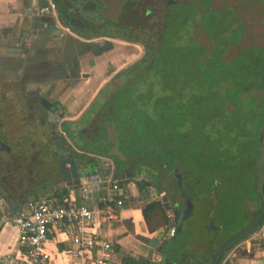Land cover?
Returning <instances> with one entry per match:
<instances>
[{
    "label": "rangeland",
    "instance_id": "374dc122",
    "mask_svg": "<svg viewBox=\"0 0 264 264\" xmlns=\"http://www.w3.org/2000/svg\"><path fill=\"white\" fill-rule=\"evenodd\" d=\"M56 1L59 4L58 16L64 18V21L75 32L95 35L113 34L119 32L118 30L124 31L118 23L122 5L124 2L128 3L129 0H69L71 8H77L79 12L83 13L80 19L67 15L70 10L64 9L63 0ZM150 2L149 6L152 8L153 15H157V20L152 21L151 15L148 14L147 20L140 24L143 31L139 29L137 32V41L113 42V49L103 55L102 59L104 60H100L95 68L90 69L91 75L99 76L95 92L99 88L100 93L87 107L80 119L62 124L57 122L53 128L59 137H68L74 153L81 149L84 153L90 154L87 156L90 165L99 162L108 172L115 168L118 174L128 170L132 175L128 177L134 184L135 181L150 182L151 189L157 195V200L162 191L173 181L170 175H162V183L159 185V173L164 174L166 170L173 168L171 165L190 172L191 174H188L187 177L190 184L203 190L211 188L213 190L215 206L210 214L209 222L217 228L215 240L219 242L238 231L245 224L248 212L257 207L256 192L252 187L257 163L258 137L256 134L252 137L251 145L248 138L243 139L249 142H246L237 160L227 155V162L233 164L225 166L226 162L222 160L220 151L216 150L217 147H224L222 142H219L218 146L216 142L210 143L212 147L209 152L201 151L205 141L201 131L195 128V121H181V123L183 122L182 126L179 125L169 132L159 122L150 124L143 121L136 124L134 128L133 125L129 126V122L124 118L121 121L118 120L119 128H114V130L108 128L109 120L102 116L103 112L101 111V120L97 119L96 112L100 110L104 101L102 96L105 89L111 87L107 82L112 73L131 64L142 55L141 43L146 39L145 36L153 39L154 34L150 27H153V22L159 21L160 13L170 29L180 31L181 43L187 42L185 36L192 33V26L197 27L198 31L193 30V32L197 33L199 39H202V35L205 34L206 39L209 38V40L198 42L202 55L214 57L217 53L226 56L239 52L238 60L240 58L252 60L253 65L259 68L261 65L262 69H256L252 71L253 73L246 64L244 65L243 76L249 78V81L245 80L244 84H252L255 87L260 82L259 75L255 74L260 71L264 73V0H150ZM143 3L142 7L138 6L134 9L135 14L124 18L122 23L125 27H132L135 21L138 24V19L144 17L142 9L146 8V4L144 1ZM110 5L111 7L114 5V9L111 8L108 11L107 7ZM61 8L63 9L61 10ZM133 15L139 16L138 19L135 16V20ZM181 18L184 23L179 26L178 20ZM74 20L80 21L84 25L77 28ZM78 37L73 33L72 40L78 41ZM102 41H104L103 38L97 37L93 39L92 43L100 44ZM255 42H258L257 47L259 48L249 46ZM56 56L59 60L61 59L58 51ZM183 58L185 61L188 59ZM93 59L99 60L98 58ZM194 63V59H191L190 64L194 66ZM83 70L89 69L85 67ZM79 81L81 82V80ZM118 81L115 80L112 85L116 86ZM45 84L43 83L42 87ZM235 84L237 85V82ZM62 85L60 81L55 82L56 88H60ZM94 120H96L95 124ZM177 123H179L178 120ZM106 126L107 129H105ZM94 127L96 128L94 133L89 135ZM35 134L36 132L32 128L26 127L27 139L24 142L28 144V139H35L36 148L34 151L38 161L35 163L31 161L30 175L25 170L18 169L13 181L11 180L12 182L7 185L9 188L13 187L16 181L22 183L19 187H13L15 191L11 193V197L14 200L19 198L20 201L24 195L34 190H36L37 197L50 196L47 189L55 185L61 176L49 139L43 132L44 135L39 142L40 138L34 137ZM211 159L216 160L217 164L224 162V166L210 168ZM5 162V157L0 154L1 179L10 177V175H3L5 172L3 166H9L8 162ZM159 164L167 166V168L164 169ZM92 168H88V173ZM263 168L264 165L262 170ZM157 187L161 190L159 194ZM137 189L141 191L142 188L137 187ZM65 190L75 201L80 195L76 188H66ZM148 192L147 190L140 192L139 199L145 201ZM247 201L250 202V207ZM187 232L183 229L173 239L163 240L164 250L157 251V254H164L168 261L172 260L178 264H195L198 257L197 247L192 249L185 246L188 240ZM219 260L217 264H219ZM130 263L131 261H129ZM149 264L155 263L150 262Z\"/></svg>",
    "mask_w": 264,
    "mask_h": 264
},
{
    "label": "flooded vegetation",
    "instance_id": "af4514ba",
    "mask_svg": "<svg viewBox=\"0 0 264 264\" xmlns=\"http://www.w3.org/2000/svg\"><path fill=\"white\" fill-rule=\"evenodd\" d=\"M143 1L146 4V8L142 9L144 15L142 19L145 22L148 14L153 15L152 8L149 6L150 0H129L128 7L124 9L132 16V14H135L134 9L143 6ZM48 2L52 4L51 10L48 8ZM45 3V7L37 8V0H18L17 10L10 8L9 12L13 14L10 22L0 26V47L3 50L0 54V154L5 157L9 165L3 166L5 170L3 175H10L7 179L0 178V196L8 203L10 209L20 205L29 197L33 201L37 198L36 190H34L24 195L20 201L19 198L16 200L9 199V194L11 195L12 192L7 186L13 181L18 169L25 170L30 175L31 161H34V163L38 161L34 151L36 148L35 139H28V144L24 142L27 139V126L36 132L34 137L40 138L39 142H41V137L44 135L43 132L45 133V137L49 139L53 147L57 163L59 162L57 155L68 151L69 156H71L81 173L97 174L98 177H103L107 173L103 167L101 171L86 172V170H89L88 168L92 167L87 156L82 150L74 153L68 137H59L53 126L58 122L59 115L65 111L66 98L71 97H66V94L74 87L81 88L84 80L93 76L90 69L96 66L100 60H104L102 59L103 55L113 48L98 55H93L92 51L106 42L113 45L114 41L124 42L138 39L139 24L135 21L132 27H125L121 17H119L118 24L124 31L118 30L119 32L113 34L95 35L75 32L59 19L58 3H54L53 0H45ZM126 3H123L121 12ZM62 6L64 9L70 10V13H67L68 16L80 19L83 15L77 8H71L69 0H63ZM113 7L114 5L112 7L111 5L108 6L107 10L109 11ZM74 23L77 28L84 25L80 21L76 22L74 20ZM72 32L79 36L78 41L72 40ZM97 37L103 38L104 41L100 44H93V39ZM57 51L61 56L60 60L56 56ZM87 54L88 56H86ZM85 67L89 70H83ZM117 71L112 73L109 80ZM57 81L63 84L60 88L55 87ZM43 83H46L44 87H42ZM61 100H64V102ZM48 111L53 114L54 120H50L51 117L48 115ZM62 123H64L63 120L60 124ZM87 124L89 125V122ZM80 131L83 130L80 129ZM92 131H94V128H92ZM96 166L94 165V168ZM100 167L99 164L98 169ZM159 174V185L162 183V175L172 177L173 181L170 186L162 191L165 199L160 197L158 200L171 208V219L176 218L178 225L181 224V211L184 209L185 197L190 199L189 221L182 224L190 229L187 232L188 240L185 246L191 248V240L194 237L198 252L195 264H198V262L199 264H209L215 250L235 233L219 242L215 240L217 228L209 222L210 214L215 206L212 188L203 190L193 186L187 180L188 174L191 173L175 166L170 170H166L164 174ZM120 175L123 176L122 178L132 176L128 170H124ZM177 180L180 183V190L178 189ZM71 181L72 184L79 183L75 179ZM14 183L13 187H19L22 184L20 181ZM63 183L61 175L56 186ZM163 242L162 240L158 243V245H161V249L158 250L155 247L153 250L162 252L165 246ZM232 245L224 250L219 258ZM152 256L153 251L147 264L150 262L160 264L162 254H157L156 259ZM144 261L145 257L140 256L133 260L131 264L136 262L144 264ZM169 264H178V262L172 261Z\"/></svg>",
    "mask_w": 264,
    "mask_h": 264
},
{
    "label": "trees",
    "instance_id": "16d2710c",
    "mask_svg": "<svg viewBox=\"0 0 264 264\" xmlns=\"http://www.w3.org/2000/svg\"><path fill=\"white\" fill-rule=\"evenodd\" d=\"M53 2L57 3L56 0ZM126 7L128 3L120 14L122 21L131 15L125 12ZM136 17L138 19L139 16ZM156 17L157 15H151L152 21L157 20ZM159 17V21L153 22V27H150L154 34L153 39L145 36L146 39L141 43L142 55L136 61L119 69L107 82L111 87H107L103 93L104 101L100 110L96 112L97 119L107 117L108 128L111 129H118V122L124 118L129 122V126L133 125L134 128L143 121L150 124L159 122L169 132L179 125L182 126L184 121H195V128L201 131L205 141L201 151L209 152L212 147L210 143L216 142L218 146V143L222 142L224 147H217L216 150L220 151L222 160L226 162L225 166L233 164L227 162V155L237 160L240 151L244 149L246 142H249L243 139L248 138L251 145L253 135L259 137L260 129L264 125V73L256 71L255 75H259L260 82L255 87L252 84H244L249 78L243 76L245 64L251 72L261 70V65L259 68L253 65L252 60L241 58L238 60L239 52L226 56L217 53L214 57L202 55L198 42L208 41L209 38L206 39L204 34L203 38L199 39L197 33L193 32L198 31L196 26H192V33L185 36L187 42L181 43L180 31L170 29L161 13ZM59 18L62 23L68 25L62 17ZM142 23L143 19L139 18V29L143 31L140 25ZM183 23L182 18L178 20L179 26ZM257 43L249 46L259 48ZM183 57L188 59L185 61ZM191 59H194V66L190 64ZM115 80L119 81L113 86ZM95 129L94 127V131ZM215 161L210 160V168L224 166V162L217 164ZM117 174L114 168L112 177L117 178ZM255 176L256 169L252 187L256 192L258 204L254 211L260 206V199L254 187ZM135 185L142 188L144 185H150V182L135 181ZM156 189L159 194L161 190L158 187ZM262 191L264 195L263 181ZM65 192V188H62L55 189L49 194L54 198V203L59 204ZM162 196L164 195L161 194ZM165 208L166 204L161 200H155L140 209L149 232L166 224ZM263 216L264 212L259 220ZM123 264H129V260L124 259Z\"/></svg>",
    "mask_w": 264,
    "mask_h": 264
},
{
    "label": "crops",
    "instance_id": "0c3cea01",
    "mask_svg": "<svg viewBox=\"0 0 264 264\" xmlns=\"http://www.w3.org/2000/svg\"><path fill=\"white\" fill-rule=\"evenodd\" d=\"M17 7L18 0H0V26L10 22V18L13 16V14L9 12L10 8H14V10H17ZM2 51L3 50L0 47V54H2ZM93 68H95V66ZM98 79V75L90 76L89 78L84 80L81 88L77 89L76 87H74L66 94V97H71L66 98V108L63 114H58L60 116V118L58 119L59 124L62 120L64 122H75L81 118L84 111L87 109V107H89V105L92 103V101L100 91L98 88L95 92L96 85L98 84ZM61 96H59V98H61ZM61 101L64 102V100ZM84 154L86 156H90V154ZM99 164V162L96 164L92 163L91 166L93 168L90 173L95 172V170L101 171L102 167L104 166L103 164H100L101 167L100 169H98ZM94 165H97L96 168H94ZM104 170L107 171L105 168ZM88 171L86 170V172ZM109 173L112 174V171H107V174ZM262 173L264 175V168L262 170ZM83 174H85V172H80V175ZM105 175L106 174H104L103 176ZM100 179L101 177L92 178L85 182L72 184L71 186H64L63 188H76V190L78 191L80 185H86L87 194L86 198L83 201L86 205L92 207V205L97 204L98 197L102 193V190L99 186ZM120 179L123 183V190L127 195L128 200L126 201L124 208L120 213L119 220L117 222H111L109 225H106L103 223L98 224L94 218V223L92 225V228L97 233L107 238L111 243L112 253L109 259L111 264H123L124 259L132 262L137 257H145V253L147 251L146 241L149 238L153 237L156 232H158L165 226L163 225L161 227H158L154 231L149 232L147 229V225L141 216L140 209L147 203L157 200V195H155L153 189H151V185H144L142 189H140L141 191H139V189H137V186L129 177ZM59 180L60 178L56 181L55 185L51 186V190L47 189L48 194L49 192L58 189L56 184L57 182H59ZM9 188L11 189L10 191L12 193L15 191L13 187ZM146 190L149 192L146 196V200L143 201L139 199V195H141L140 192H144ZM65 194H68L67 191L65 192ZM65 194H63L62 196H64ZM46 197L53 198L51 196ZM76 199L77 202L80 201V195ZM248 205L250 207V202H248ZM167 208H169L170 212L172 213L171 208L168 206ZM167 208L164 209V212ZM253 211L254 209L251 210V212ZM251 212H248V216ZM16 234V228L8 222H4L0 226V262L6 255L10 256L11 258H15L17 256ZM247 236L240 238L239 241L233 244L232 247L220 258L219 264H261L264 255L263 249L259 246L246 243ZM46 247L51 253L49 264H74L72 258L65 253V251L71 247L70 242L59 226H54L49 229ZM191 248H196V240L194 237L191 240ZM156 252V250H153L152 257L155 259L157 258ZM171 262L172 260L169 261V263Z\"/></svg>",
    "mask_w": 264,
    "mask_h": 264
},
{
    "label": "built area",
    "instance_id": "2783aa9c",
    "mask_svg": "<svg viewBox=\"0 0 264 264\" xmlns=\"http://www.w3.org/2000/svg\"><path fill=\"white\" fill-rule=\"evenodd\" d=\"M47 5L51 10L52 4L48 2ZM99 183L102 193L92 207L83 201L87 194V187L83 184L79 187L81 200L78 202L69 194L62 196L59 204L54 203L53 198L37 197L27 208L6 216L4 222L14 226L17 231V256L11 258L6 255L0 264H49L51 253L46 242L49 229L54 226H59L68 238L71 247L65 253L74 264H111V243L92 225L94 218L98 224L117 222L128 197L121 179L113 178L110 173L101 177ZM165 217L167 225L172 218L169 208L165 210ZM167 234H173V226L168 227ZM246 243L259 246L264 252V216L248 234ZM261 264H264V255Z\"/></svg>",
    "mask_w": 264,
    "mask_h": 264
},
{
    "label": "water",
    "instance_id": "95a60500",
    "mask_svg": "<svg viewBox=\"0 0 264 264\" xmlns=\"http://www.w3.org/2000/svg\"><path fill=\"white\" fill-rule=\"evenodd\" d=\"M46 3L45 0H37V8L39 7H45ZM113 48V45L110 42H106L105 44L98 46L96 49H94L93 55H98L100 53H103L105 51H108ZM48 115H50L51 119L54 120L53 114L48 111ZM57 158L59 159L58 166L61 171L62 179L64 181L63 184H59L57 186L58 189H62L64 186H71L72 179L77 180L79 183L85 182L92 178H97V174H83L80 176V171L77 169V165L74 163L71 156H69L68 151H64L61 154L57 155ZM264 165V125H262L260 129V134L258 137V158L256 163V176L254 179V187L258 193L259 199H260V206L258 210L253 211L248 216L246 223L244 226H242L237 232H235L228 240L223 242L213 253V255L210 258L209 264H216L217 259L219 256L223 253L224 250L229 248L232 244H234L237 240L240 238L247 236L249 233H251L258 223L261 215L264 212V195L262 191V166ZM123 176L120 174H117V178H122ZM178 189L180 190V183L179 180H177ZM52 187L49 188L51 190ZM9 199H12L11 195L9 194ZM162 199H165V196H162ZM33 200L31 197L27 198L24 202H22L20 205L16 206L13 209H10L8 203L0 196V226L4 223V218L6 216H12L13 214L27 208L29 203H31ZM191 201L189 198L185 197L184 200V209L181 211V219L180 221L183 223H186L188 220V214L190 211ZM176 218L173 220L171 219L168 221V224L165 225L162 230H159L156 232V234L149 238L147 243V252L145 254V261L144 264H147L150 260V257L152 255L153 249L156 247L158 250L161 249V245H158V243L162 240H171L174 238V236L180 231V230H186L189 231L190 229L188 226H183L180 224L177 225ZM169 226H173V234L168 235L167 230ZM134 264H140L138 262ZM160 264H169V261L165 257L164 254H162L160 258Z\"/></svg>",
    "mask_w": 264,
    "mask_h": 264
}]
</instances>
